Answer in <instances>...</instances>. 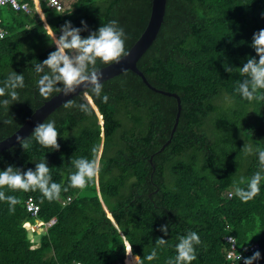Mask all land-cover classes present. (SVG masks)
<instances>
[{
    "label": "trees",
    "instance_id": "1",
    "mask_svg": "<svg viewBox=\"0 0 264 264\" xmlns=\"http://www.w3.org/2000/svg\"><path fill=\"white\" fill-rule=\"evenodd\" d=\"M25 1L30 13L11 6L0 9L8 31L0 39V86L12 71L25 78V87L17 89L19 100L7 109L0 106V140L47 100L38 93L33 69L56 50L46 33L56 31L59 37L66 21L82 27L84 20L89 30L81 36L86 38L117 20L127 35V52L151 10V0H72L63 11L39 0L36 8L49 28L33 0ZM260 29L264 0H167L159 33L137 66L153 86L180 97L179 121L170 143L153 156L152 166L149 158L170 136L176 99L149 89L129 69L101 82L100 98L90 95L102 124L89 100L91 115L76 106L64 107L69 100L84 103L82 94L63 103L45 119L55 121L58 150L42 147L30 134L26 151L17 143L0 152V171L9 165L35 171L36 163L46 161L52 181L62 185L59 200L52 202L38 190L0 189L20 200L14 213L0 201V264H109L124 258L133 264L125 257V241L143 259L158 237L166 245L144 264H166L176 255L178 238L189 231L201 239L192 264H230L224 256L227 234L235 235L239 246L257 242L261 259L255 264H264V180L253 200L244 203L235 195L240 178L258 170V156H245L244 144L264 149V101L249 102L235 92L242 79L236 68L249 57L259 59L251 43ZM225 64L233 67L232 73L225 71ZM103 66L97 61V69ZM223 95L232 103L225 105ZM100 146L94 181L83 190L68 187L76 171L71 160L92 159L93 148L97 155ZM28 196L39 204L40 219L56 218L35 248L24 225L33 220L25 208ZM161 225H168V235L159 230Z\"/></svg>",
    "mask_w": 264,
    "mask_h": 264
},
{
    "label": "clouds",
    "instance_id": "2",
    "mask_svg": "<svg viewBox=\"0 0 264 264\" xmlns=\"http://www.w3.org/2000/svg\"><path fill=\"white\" fill-rule=\"evenodd\" d=\"M81 25L82 27H74L71 21H66L59 30L61 33L59 37L56 31L46 33L56 50L50 52L42 62L34 64L33 69L38 77L36 81L38 93L44 99H48L54 92L68 96L83 86L82 95L85 102L74 105L69 100L64 107L76 106L85 114L91 115L87 100L90 95L100 98L103 89V83H101L103 73L97 69V61L105 65L113 62L119 63L122 56L128 55L125 50L127 35L117 20L103 24L86 38L81 36V32L89 30L87 22L82 20ZM44 27L52 28L47 24ZM251 47L259 59L257 60L255 56L249 57L242 67L236 68L242 79L237 81L235 92L249 102L264 101V29L254 33ZM224 67L226 72H233V67L228 64ZM24 87L23 74L15 71L9 73L7 79L3 81V86H0V97H7L0 100V106L7 109L10 104L17 102L19 100L17 89ZM102 99L107 103L108 96L104 95ZM2 123L11 124L12 121L4 120ZM58 137L54 120L37 123L31 133V138H34L39 145L54 150L60 147ZM17 142L25 151L30 147L28 138L18 136ZM241 151L245 156L257 155L259 162L258 170L247 179L241 177L235 186V195L242 202L247 203L259 194L261 181L264 180V149L254 148L251 144L245 143ZM92 152V159L81 157L71 160L76 171L69 176L68 187L83 190L97 177L100 161L95 148ZM239 185H246V187ZM5 187L12 191L38 190L49 202L59 200L62 191V185L52 181L50 168L46 161L36 163L35 171L29 168L26 172L9 165L6 170L0 171V189ZM68 187H64L63 191H68ZM0 201H6L9 204L10 213H14L15 206L20 203L16 196H6L3 190H0ZM159 230L164 235H168V225H161ZM178 239L176 255L169 258L166 264H192V261L197 258L195 246L201 244L200 236L194 231H189ZM166 243L165 239L158 237L151 253L143 259L139 255H134L133 250L127 247H125V255L132 258L133 264H144L145 259L154 260L157 257V249ZM259 259H261V253L257 250L250 257L244 258V264H255Z\"/></svg>",
    "mask_w": 264,
    "mask_h": 264
},
{
    "label": "water",
    "instance_id": "3",
    "mask_svg": "<svg viewBox=\"0 0 264 264\" xmlns=\"http://www.w3.org/2000/svg\"><path fill=\"white\" fill-rule=\"evenodd\" d=\"M166 2L167 0H151V10L150 15L147 21V24L142 31L141 35L138 37V39L133 43V45L128 49L127 56H122L120 59V62H113L111 64L105 65L103 67L98 68L99 71L103 73V77L101 82L108 80L125 70H131L135 74H137L143 83L151 90L161 93L167 96L174 97L176 99L177 104V110L175 114L174 123L172 125V129L170 132L169 138L161 145V147L151 155L149 158V161L151 162L152 166V158L153 156L162 151L171 141V138L173 136L174 131L176 130L180 111H181V100L177 93L166 91L163 89H159L155 86H153L146 78V76L143 74V72L138 68L137 62L140 59V57L147 51V49L151 46V44L156 39L159 30L161 28V25L164 21V15L166 11ZM41 19L43 20L44 24H46L43 13L41 14ZM84 91L83 86L79 88L75 93L70 94L68 96H64L62 93H55L53 94L49 99L45 100L39 107H37L30 115L29 117L10 135L6 136L5 138L0 140V152L4 150L10 149L12 146L17 144V137H28L37 123H43L45 119L58 107H60L63 103L68 101L69 99L73 98L74 96H77L79 94H82ZM89 102L92 104L93 108L97 112L100 123H103L102 116L98 112L96 106L93 104L91 97L88 98ZM113 223L115 224V221L113 220L112 216H109ZM116 225V224H115ZM121 235H123L121 233Z\"/></svg>",
    "mask_w": 264,
    "mask_h": 264
},
{
    "label": "built area",
    "instance_id": "4",
    "mask_svg": "<svg viewBox=\"0 0 264 264\" xmlns=\"http://www.w3.org/2000/svg\"><path fill=\"white\" fill-rule=\"evenodd\" d=\"M37 1L39 7L40 2L39 0H33L34 6L36 5L35 2ZM47 4L54 8L57 11H63L67 9L69 4H67V0H45ZM5 6H11L14 10H22L26 13L31 12V7L29 3L25 0H0V9ZM35 9L37 11V8L35 6ZM7 29L2 25V21L0 18V39L4 38L7 35ZM67 201L70 200V197H67ZM25 208L27 212L29 213L30 217L33 220H27L25 221L24 225L27 228V231L34 232L37 237L35 240H33V234L29 237V239L32 241V246L38 247L39 244V236L40 234H37V232H46L47 228L53 225L56 222V218H50L49 220H42L38 217L39 213V204L34 200L32 196H28L25 199ZM223 240L225 241V248H224V256L226 260L229 261L230 264H244V258L249 257V254L253 251H256L259 249V244L257 242H250L243 245H238V241L235 235L233 234H227L223 237ZM126 246V243H125ZM126 257V255H125ZM74 264H81V262L76 261ZM109 264H126L125 258L124 261H117L115 263H109Z\"/></svg>",
    "mask_w": 264,
    "mask_h": 264
},
{
    "label": "rangeland",
    "instance_id": "5",
    "mask_svg": "<svg viewBox=\"0 0 264 264\" xmlns=\"http://www.w3.org/2000/svg\"><path fill=\"white\" fill-rule=\"evenodd\" d=\"M72 0H67V4H69L70 2H71ZM37 2V1H36ZM36 2H35V4H36ZM36 6V5H35ZM38 12V11H37ZM39 14V13H38ZM228 97H230L229 95L227 96V95H223V102H224V104L225 105H228V104H231L232 103V98L230 97V99L228 98ZM99 117V116H98ZM99 123H100V118H99ZM101 152H102V146H100V148H99V151H98V154H97V156L98 157H100V155H101ZM103 207H104V209L106 210V207L103 205ZM27 226V225H26ZM29 232H31V231H29L28 230V237H30L31 236V234L29 233ZM32 234H33V240H35L36 239V237H37V235L34 233V232H31ZM37 234H42L41 232H37ZM126 244L129 246V243L128 242H126ZM126 247V246H125ZM130 247V246H129Z\"/></svg>",
    "mask_w": 264,
    "mask_h": 264
},
{
    "label": "crops",
    "instance_id": "6",
    "mask_svg": "<svg viewBox=\"0 0 264 264\" xmlns=\"http://www.w3.org/2000/svg\"><path fill=\"white\" fill-rule=\"evenodd\" d=\"M37 11H38V9H37ZM38 13H39V16H41V13L38 11ZM127 241H125V243H126ZM129 246H130V244H129Z\"/></svg>",
    "mask_w": 264,
    "mask_h": 264
},
{
    "label": "bare ground",
    "instance_id": "7",
    "mask_svg": "<svg viewBox=\"0 0 264 264\" xmlns=\"http://www.w3.org/2000/svg\"><path fill=\"white\" fill-rule=\"evenodd\" d=\"M127 245V244H126ZM128 246V245H127ZM128 248H130L129 246H128ZM131 249V248H130ZM126 264H128L127 262H126Z\"/></svg>",
    "mask_w": 264,
    "mask_h": 264
}]
</instances>
